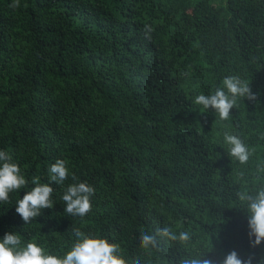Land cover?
<instances>
[{"label":"trees","instance_id":"1","mask_svg":"<svg viewBox=\"0 0 264 264\" xmlns=\"http://www.w3.org/2000/svg\"><path fill=\"white\" fill-rule=\"evenodd\" d=\"M0 0V150L28 187L0 202V240L19 235L64 256L71 226L118 245L126 264H223L232 251L264 264L252 247L249 201L264 190V0ZM151 32L145 35V26ZM256 94L228 120L194 103L222 78ZM248 150L241 163L224 133ZM53 207L25 224L16 201L49 181ZM75 175L76 181L72 176ZM95 189L83 218L64 212L71 183ZM169 227L188 239H169ZM141 233L155 237L142 247Z\"/></svg>","mask_w":264,"mask_h":264},{"label":"clouds","instance_id":"2","mask_svg":"<svg viewBox=\"0 0 264 264\" xmlns=\"http://www.w3.org/2000/svg\"><path fill=\"white\" fill-rule=\"evenodd\" d=\"M19 6L20 0H13L10 5L12 8ZM144 31L147 36L151 32V27L146 25ZM239 98L253 101L256 99V94L238 76L228 75L222 78L220 86L215 89L214 93L196 95L194 103L202 106L205 110L211 108L220 120L226 121ZM224 141L229 146L231 156L241 163L248 160V150L238 136L225 132ZM48 172L49 181L47 183L33 179L32 184L35 186L26 191L23 198L16 201L15 211L25 224L41 215L42 209L53 207L54 203L51 197L54 189L51 184L54 182L57 185H62L69 177L68 168L65 162L60 159L50 165ZM72 179L73 181L77 180L75 175L72 176ZM27 187L28 181L21 174L20 167L12 162V157L8 152L0 150V202H8L11 192ZM94 193L95 189L85 181L69 184L61 196L65 205L64 212L69 216L85 217L92 209L90 198ZM242 198L249 201L248 225L251 230L249 238L255 237L252 247H256L264 241V190L259 191L255 198L251 196ZM71 228L76 241L71 250L62 257L46 254L45 250L34 242L20 247L19 235L6 232L3 239L0 240V264H126L124 258L117 254V244L109 242L107 238L86 234L75 226H71ZM157 234L173 240L185 241L188 239L186 232H180L177 236L167 226L158 229ZM140 241L142 247L155 245V237L148 233H141ZM252 259L253 257L250 256L246 261L242 260L238 258L235 251H232L223 260V264H252ZM182 264H211V261L185 260Z\"/></svg>","mask_w":264,"mask_h":264}]
</instances>
